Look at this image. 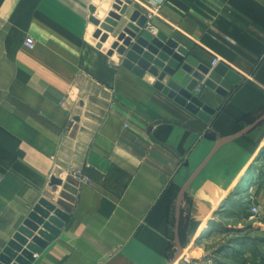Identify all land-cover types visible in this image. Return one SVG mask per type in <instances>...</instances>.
<instances>
[{"label": "crops", "instance_id": "1", "mask_svg": "<svg viewBox=\"0 0 264 264\" xmlns=\"http://www.w3.org/2000/svg\"><path fill=\"white\" fill-rule=\"evenodd\" d=\"M115 2L0 0V254L46 198L69 217L29 264H171L182 187L220 139L264 115V0H130L100 45ZM135 12L199 63L219 57L242 76L226 95L204 87L208 119L164 93L158 74L122 65L120 35ZM157 119L170 122L149 131ZM75 168L88 178L77 185L67 182ZM52 176L66 187L54 189ZM240 199L245 218L260 205L252 222L264 231V120L222 145L188 187L174 264H245L250 248L233 239L200 247ZM254 261L264 263V249Z\"/></svg>", "mask_w": 264, "mask_h": 264}, {"label": "water", "instance_id": "2", "mask_svg": "<svg viewBox=\"0 0 264 264\" xmlns=\"http://www.w3.org/2000/svg\"><path fill=\"white\" fill-rule=\"evenodd\" d=\"M129 3L130 0H116L114 10L109 13V17L102 25L106 32L102 33L100 37V45L107 40L109 33L114 30ZM137 15L138 12L133 14V21H137ZM143 25L142 20L136 23L130 22L120 35V39H123L124 42V46H121L120 50L125 52L122 65L139 76H142L145 70L158 74L159 81H163L165 85L162 86L161 82H156V86H162L164 93L173 97L190 112L208 119L209 115L214 113V109L206 101L207 96L203 92L204 87L213 88L226 95L242 79V76L222 62L214 67L199 63L190 54L187 47L179 44L167 33L154 26ZM75 120L79 121L80 117L76 116ZM263 120L264 115L239 133L220 139L182 187L176 215L177 253L171 264L178 260L183 250L179 227L182 202L188 187L222 145L251 131ZM160 122H170V120L157 119L153 121L149 126V131ZM173 122L182 125L178 121ZM184 127L187 128L188 126L184 125ZM67 182L78 184V181L73 177H69ZM50 184L54 189L58 185L66 187L63 180L57 176L51 177ZM68 217L69 209L61 201L53 203L46 198H41L23 225L8 242L7 247L3 249L0 254V264H29L34 259V253L40 252L49 240L60 233ZM36 233L38 234L36 235Z\"/></svg>", "mask_w": 264, "mask_h": 264}, {"label": "rangeland", "instance_id": "3", "mask_svg": "<svg viewBox=\"0 0 264 264\" xmlns=\"http://www.w3.org/2000/svg\"><path fill=\"white\" fill-rule=\"evenodd\" d=\"M256 176L257 174L255 175V177ZM240 201H242V207L239 208L242 209L236 208V211H234L235 209L230 206V209L224 208L218 212V219L221 223V232L204 241V243L201 244L200 247H204L205 250L212 249L214 247H217L218 245L223 244L229 239H233L232 241H235L236 245L234 244V242L230 244L233 246L235 245L237 248L238 246H249L248 248L250 249L246 251V257H244L245 255L242 256V261L245 260V264H248L250 262H255L254 260L259 257L260 250H262L263 252L264 242L262 241H264V231L260 229L257 223L252 222V220L254 219L251 218L250 220V217L248 218V216L247 218H245L244 208H246L247 206L244 207L243 199H240ZM232 212L236 213L234 214ZM245 219L246 221H250L251 223L248 224ZM239 223H241L242 226L238 225ZM189 261L190 263L194 264V258H190Z\"/></svg>", "mask_w": 264, "mask_h": 264}, {"label": "built area", "instance_id": "4", "mask_svg": "<svg viewBox=\"0 0 264 264\" xmlns=\"http://www.w3.org/2000/svg\"><path fill=\"white\" fill-rule=\"evenodd\" d=\"M26 43L29 46H33V44H34L33 38L31 36H28L26 38ZM219 62H220V58L219 57H214L213 60H212V67L216 66ZM71 176L73 178H75L78 182L79 181H85V180L88 179V178H86V176L83 175L81 169H79V168H75V170H73V172L71 173ZM249 208H250V211H251L250 218H258L263 213V210H262V208L260 207L259 204H255V203L251 202V203H249ZM248 264H264V263L250 262Z\"/></svg>", "mask_w": 264, "mask_h": 264}, {"label": "bare ground", "instance_id": "5", "mask_svg": "<svg viewBox=\"0 0 264 264\" xmlns=\"http://www.w3.org/2000/svg\"><path fill=\"white\" fill-rule=\"evenodd\" d=\"M250 176V175H249ZM252 176V175H251ZM247 179V178H246ZM252 179V178H251ZM249 181V180H248ZM245 186V185H244ZM247 187H248V185H247ZM248 189V188H247ZM247 193V192H246Z\"/></svg>", "mask_w": 264, "mask_h": 264}]
</instances>
